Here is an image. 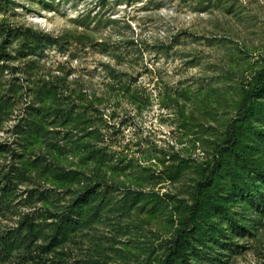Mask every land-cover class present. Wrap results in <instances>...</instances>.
Here are the masks:
<instances>
[{
  "label": "rangeland",
  "instance_id": "rangeland-1",
  "mask_svg": "<svg viewBox=\"0 0 264 264\" xmlns=\"http://www.w3.org/2000/svg\"><path fill=\"white\" fill-rule=\"evenodd\" d=\"M46 1L52 5L0 1V50L11 51L9 58L0 55V264H158L169 240L184 227L202 168L215 154L221 162L214 190L219 207L206 212L215 237L206 257L193 263L264 264V177L256 176L255 183L263 185L260 194H240L243 179L255 172L225 144L229 126L237 123L244 156L252 146L254 157L264 154L256 144L264 138V90L253 96L249 120L239 118L245 91L258 84L264 69V0H140L119 6L109 0L106 12L129 17L132 28L109 24L87 33L110 42L130 33L142 43L145 52L133 67L118 68L138 91L134 103L116 88L105 93L100 63L107 55L75 38L84 29L74 20L90 4ZM2 25L61 36L67 49L22 33L7 35ZM26 45L35 47L28 55ZM26 67L36 75L60 68L70 79L80 78L88 94L112 95L113 107L106 111H115L111 148L133 165H83L70 150L69 137L61 140L62 152L46 146V140L22 141L13 128L27 101ZM249 166L264 170V160ZM55 171L69 179L55 180ZM136 176L143 180L132 181ZM100 182L98 190L108 193L95 202L99 211L44 250L55 221L46 209L61 211ZM122 202L125 207L118 208ZM27 215L37 223L36 234L22 227Z\"/></svg>",
  "mask_w": 264,
  "mask_h": 264
},
{
  "label": "trees",
  "instance_id": "trees-1",
  "mask_svg": "<svg viewBox=\"0 0 264 264\" xmlns=\"http://www.w3.org/2000/svg\"><path fill=\"white\" fill-rule=\"evenodd\" d=\"M64 1L90 4V7L88 6V8L80 12L74 20L77 26L84 29L82 33L75 35V38L79 43L86 42L87 45L96 47L97 52L107 55V61L100 63V67L106 75L104 83L105 93L116 88L117 91L125 93L128 103H134L137 100L134 92L138 91L132 87L131 80L125 79L127 72L123 73L118 68L124 63H128L130 68L133 67V62L145 52L143 47H141L142 43L130 33L120 35V39L113 42H110L108 38L100 37L101 39H94L87 33L88 30L96 32L99 27H106L109 24L123 28V26L119 25V23H122L126 28L127 26L132 28L129 17L123 16L118 19V17H113L110 12H106L109 3H112L109 0ZM130 1L138 2L140 0H115L113 3L117 6L128 5ZM41 2L44 6L52 5L46 0H41ZM2 28L7 27L2 25ZM6 32L7 35L22 33L28 38L39 41L42 45H54L62 51L67 49L65 46L67 41L63 40L61 36L48 32H37L28 27H8ZM26 47L30 51L27 48L24 49L23 53L25 55L35 49L31 45H26ZM10 52L9 50H0V55L9 58ZM35 72L32 67H26L24 71L26 78L24 94L27 97V101L23 107L22 119L13 128L22 141L31 139L38 143L46 140V146L62 152L63 144L61 140L69 137L73 148L70 150L77 152L76 154L79 155L80 161L84 163L83 165L88 166L90 164L95 168L107 165L112 167V169L118 163L123 166L133 165V162L126 161L125 158H119L116 155L118 152L111 148L110 138L116 132L110 133L113 129V125L110 123L111 120H115V111L113 109L110 115H107L106 111L109 107H113L112 95L108 96L106 94V97L96 98L93 94H88L80 78L70 79L69 73H64L60 68L48 71L41 69L37 75ZM257 80L258 84L245 91L244 99L239 109V118H241L242 122L248 121L250 113L253 111V96L264 90V69L258 72ZM64 129L66 130L64 131ZM239 131L240 127L237 123H232L229 126L225 139L226 148L230 150L235 159L244 161L246 169L255 172V175H251V172H248L250 173L247 176L250 178L249 181L243 179L244 185L240 188V194L243 196H256L261 193L259 190L263 186L255 183L256 176L261 180L264 177V170H257L249 166V164L255 160L261 162L262 159L264 160V154L260 152L259 155L256 154V157H254L255 153L252 146L247 152V157H245L240 146L241 137ZM62 133H64V137L60 138L58 134ZM79 133H82L83 136H78ZM18 137L16 138L18 139ZM256 144L257 146L262 145V150H264V138H262V143L258 141ZM161 152L162 150H160ZM165 160L167 159L165 158ZM124 161L126 162L124 163ZM220 166L221 162L218 154L214 155L213 163L209 161L204 164L202 176L195 187L192 204L183 221L184 227L180 228L176 235L169 240V244H167L158 264H194V260L201 261L206 257L205 250L209 246L208 242L215 237L212 224L206 217V212H209L212 208L219 207L216 204L214 190L218 182L217 175L220 172L217 167ZM52 174L55 176V180L59 182L69 179V176L61 171H55ZM115 177V175H111L110 178L113 179ZM93 180L95 182L98 181V175H95ZM133 180L141 182L143 178L136 176L135 179L132 178ZM103 184V182H100L88 185L61 211L46 209L48 217L55 218V221L53 223L52 236L49 237V244L43 246L44 250H49L51 244L60 236L66 235L69 229L84 224L89 214L92 215L94 212L93 215H95V212L99 211V202L97 204L95 202L101 195L100 198H105L108 193L106 189L103 192L98 190ZM126 196L128 194H124L123 197ZM124 207L125 203L118 208ZM22 227L30 235L37 232V223L31 215L25 216ZM60 243L61 241L57 244Z\"/></svg>",
  "mask_w": 264,
  "mask_h": 264
}]
</instances>
